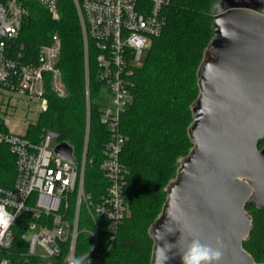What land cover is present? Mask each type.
Returning <instances> with one entry per match:
<instances>
[{
	"label": "built area",
	"instance_id": "2783aa9c",
	"mask_svg": "<svg viewBox=\"0 0 264 264\" xmlns=\"http://www.w3.org/2000/svg\"><path fill=\"white\" fill-rule=\"evenodd\" d=\"M59 1L0 0V96L17 93L39 99V113L48 105V82L57 96L68 95L58 66L62 41L53 34L48 42L27 44L20 36L30 13L29 4L43 6L58 21ZM170 1L74 0L84 37L87 84L88 125L83 155L77 162L72 151L75 163H71L55 151L61 142L58 131L45 129L40 139L33 140L2 122L0 117V124L7 125L0 126V144H6L16 158L13 187H0V210L6 219V223H0V264H13L9 251L15 241L14 228L24 216H27L24 228L41 227L31 238L21 232V239L27 242V253L53 264H69L70 257L87 253L90 264H94L103 256L98 250L100 220L106 222L109 242L117 237L119 226L129 212L126 169L121 161L126 141L121 115L132 98L129 77L152 39L163 32L167 21L164 10ZM91 58L95 59L100 85L101 122L110 135L100 162L108 188L97 201L85 189L86 166L92 162L87 156L91 134ZM71 199L75 204L73 219L68 217ZM81 210L86 212V217L81 215ZM81 232L90 238L85 252H80L78 247Z\"/></svg>",
	"mask_w": 264,
	"mask_h": 264
},
{
	"label": "trees",
	"instance_id": "16d2710c",
	"mask_svg": "<svg viewBox=\"0 0 264 264\" xmlns=\"http://www.w3.org/2000/svg\"><path fill=\"white\" fill-rule=\"evenodd\" d=\"M220 0H171L165 7L166 25L160 36L152 39L143 67H134L130 75L132 98L121 115V130L126 141L121 153L125 166V193L129 212L122 220L117 237L108 240L105 220H100L103 252L94 264H150L154 240L149 227L166 200V187L175 178L181 157L193 146L189 126L193 121L192 103L198 97V67L203 52L212 39L213 18ZM264 10V0H257ZM36 3L29 4L27 33L41 43L53 27L62 41L58 66L68 89L59 97L47 83L48 105L36 125L28 127L26 137L38 140L43 129H54L61 142L69 143L76 160L81 159L86 142V68L84 37L74 0H60L58 21L50 20ZM99 81L95 59H90L91 134L85 171V189L95 201L107 193L108 180L100 169L103 148L109 131L101 122L98 102ZM264 145V139L259 147ZM15 156L6 144H0V187L11 188L15 180ZM253 228L244 247L257 262H264V208L246 206ZM75 204L68 211L73 219ZM86 217V212L81 210ZM24 217L14 228L15 241L9 251L13 264H53L27 253V242L21 239ZM89 236L78 237L80 252L89 247Z\"/></svg>",
	"mask_w": 264,
	"mask_h": 264
},
{
	"label": "water",
	"instance_id": "95a60500",
	"mask_svg": "<svg viewBox=\"0 0 264 264\" xmlns=\"http://www.w3.org/2000/svg\"><path fill=\"white\" fill-rule=\"evenodd\" d=\"M214 32L198 69L199 94L192 103L193 147L166 187L161 213L150 226V264H161L156 231L170 219L165 239L178 247L196 236L224 254L219 264H264L245 249L253 223L248 204L264 208V10L257 0H220ZM55 151L75 163L67 142ZM175 253V255H173ZM165 264H181L178 248Z\"/></svg>",
	"mask_w": 264,
	"mask_h": 264
},
{
	"label": "rangeland",
	"instance_id": "374dc122",
	"mask_svg": "<svg viewBox=\"0 0 264 264\" xmlns=\"http://www.w3.org/2000/svg\"><path fill=\"white\" fill-rule=\"evenodd\" d=\"M38 7L40 9H42V11L47 15V17L50 20H53L51 13H49L43 6L39 5ZM28 27H29V23L26 21V23L23 27V30L21 32L20 38H21V40H24V41H30V42L34 41L35 42V40L33 39V35H31V33H27V31H26L28 29ZM53 34L58 35L57 30L52 27L49 30L48 36L46 38L42 39L41 41L39 40L37 42H48V41H50V38ZM204 53H205V50L203 52V57H204ZM203 57H202V60H203ZM146 59H147V52L145 51L143 54L142 60L138 61L136 63V66L137 67H143ZM202 60H201V62H202ZM201 62H200V64H201ZM200 64H199V66H200ZM198 69H199V67H198ZM39 110H40V100L39 99H30L27 96L20 95L17 93H9L3 97L0 96V117H1V121L2 122L6 121L7 125H9L11 128L13 127L15 131L20 132L21 134L26 135L28 127L30 125L33 126V125H36L38 123L39 116H40ZM6 124H0V126L6 128L5 127V126H7ZM44 130L45 129H43V131ZM53 142L55 143V141H53ZM263 146L264 145H261L260 147H263ZM75 157L77 158L76 155H75ZM182 158L183 157H181L179 159V162L181 161ZM77 162H80V159H78ZM160 213H161V211H160ZM159 214H158V216H159ZM40 229H41V227L37 226L34 228H23V231L27 235L28 238H31L35 233H38L40 231ZM149 229H150V227H149Z\"/></svg>",
	"mask_w": 264,
	"mask_h": 264
},
{
	"label": "clouds",
	"instance_id": "9594fccd",
	"mask_svg": "<svg viewBox=\"0 0 264 264\" xmlns=\"http://www.w3.org/2000/svg\"><path fill=\"white\" fill-rule=\"evenodd\" d=\"M0 216L3 217L6 223L5 214L2 210H0ZM170 219L171 218L169 217V220L165 221L162 225V230L158 229L155 234L156 239L164 240V245L162 247H157L158 258L160 259L161 264H165V262L171 258L168 253L172 252L174 248H178L179 250L181 264H219L224 254V244L222 240L218 238L216 246H212L203 243L201 239L196 236H189L186 238V243L182 247H178L183 234L176 244L169 243L165 239L166 235L175 232V227L169 222ZM173 255H175V253H173ZM87 256L88 253L86 256L70 257L69 264H85V260H87V264H90Z\"/></svg>",
	"mask_w": 264,
	"mask_h": 264
},
{
	"label": "snow or ice",
	"instance_id": "6c2138e0",
	"mask_svg": "<svg viewBox=\"0 0 264 264\" xmlns=\"http://www.w3.org/2000/svg\"><path fill=\"white\" fill-rule=\"evenodd\" d=\"M0 223H5V221H4L2 216H0Z\"/></svg>",
	"mask_w": 264,
	"mask_h": 264
}]
</instances>
